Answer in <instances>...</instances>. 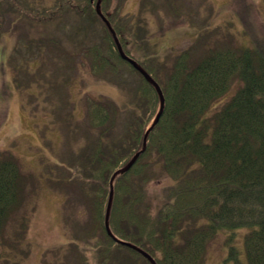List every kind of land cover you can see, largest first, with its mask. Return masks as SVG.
Returning <instances> with one entry per match:
<instances>
[{
	"label": "trees",
	"instance_id": "1",
	"mask_svg": "<svg viewBox=\"0 0 264 264\" xmlns=\"http://www.w3.org/2000/svg\"><path fill=\"white\" fill-rule=\"evenodd\" d=\"M77 1V5H59L60 14L68 7L76 9L81 18H88V35L95 32V17L104 23L100 41L82 51L92 57L93 71L128 90L129 101L122 106L113 99L89 96L87 101L92 99V104H88L86 114L91 119H86L83 126L74 123L70 112L67 132L79 135V130L87 142L85 149L76 158L70 152L68 170H60L61 175L56 177L51 169L46 178L56 188H64L69 180L80 187L94 224L78 226L76 232L79 239L93 240L96 248L93 250L90 244L88 248L94 251L96 262L151 264L140 252L107 234L105 214L111 179L143 146L144 135L158 111L159 93L154 84L121 57L111 30L96 10L97 0ZM111 3L112 0H101L102 11L126 51L130 54L128 42L142 51L145 61L141 63L159 82L165 96L163 111L147 133L145 150L129 170L114 180L109 217L113 231L149 251L158 264H204L208 245L221 230L249 226L244 233L246 256L240 257L232 244L224 264H264V38H253L249 27L244 32L250 36V45H210L209 36L203 33L178 52L171 64L153 63L151 59L146 64L152 52L140 19L135 24L134 16L124 17L116 6L109 10ZM170 6H174L172 0ZM55 11L42 18L37 12H27L29 19L36 22L50 21L52 15L58 14ZM3 21L0 4V31ZM58 38L61 37L32 38L25 46L24 41H19L11 55L15 61L21 58L23 62L30 53H43L47 48L72 57L74 53L66 50L62 39L56 43ZM118 62L137 74L136 83L118 69ZM42 68L37 75L24 73V77H19L30 82ZM162 73L159 78L157 74ZM223 96H227L226 100L213 110ZM55 164L60 168L61 163ZM161 175L172 182L162 187L158 201L153 203L149 185ZM40 181L37 173L23 168L18 151L12 147L0 149V264H20L23 258H10V242L4 231L14 214L31 203V210L21 213L17 221L16 240L19 244L25 240L36 209L33 198L29 200ZM98 226L105 236L104 249L100 251H96L100 242L96 235ZM77 247V264H90L87 247ZM19 254L25 257L27 251L21 249Z\"/></svg>",
	"mask_w": 264,
	"mask_h": 264
},
{
	"label": "rangeland",
	"instance_id": "2",
	"mask_svg": "<svg viewBox=\"0 0 264 264\" xmlns=\"http://www.w3.org/2000/svg\"><path fill=\"white\" fill-rule=\"evenodd\" d=\"M19 1L23 3L15 1L12 5L8 1H0L4 12L0 31V149L12 147L18 151L23 168L37 173L41 181L37 192L29 200L33 198L36 209L21 244L16 240L18 217L25 210L30 211L32 204L22 206L6 225L4 234L6 241L10 242L8 255L11 259L23 257L20 264H77L79 245L87 247L90 264H99L88 248L89 244L96 248L93 240L79 239L80 235L76 232L78 226L94 224L80 187L69 180L64 188H56L50 185L46 176L51 169L56 177L61 175L59 171H66L70 166L66 161L70 152L76 158L85 149L87 142L79 130L76 131L79 135L67 132L66 120L70 118V112L74 123L83 126L86 119H91L85 107L89 96L113 99L123 106L129 101V92L106 75L93 71L90 64L92 57L83 54L82 50L100 41L104 33V23L100 19L95 17L94 30L92 28L95 32L88 35V18H81L76 9L68 7L60 14L59 5L70 6L71 2L77 5V0ZM170 2L112 0L110 5L109 10H115L116 6L124 17L134 16L135 24L140 19L139 24L146 31L149 52H152L147 56L146 64L150 59L153 63L166 61L171 64L178 52L193 44L203 33L209 36L210 45H250V36L244 32L249 27L253 38H264V0H172L173 7ZM14 8L20 9V12ZM54 10L58 14L55 17L52 15L50 21L34 22L27 12L38 13L42 18ZM81 20L85 23L82 24ZM52 36L61 37L55 40L56 43L62 39L66 50L75 55L63 56L58 51L54 53L45 48L43 53H30L23 62L21 58H17L18 61L13 59L11 54L19 41H24L22 46H25L32 38L39 40ZM42 41L45 42L44 39ZM126 48L137 60L145 61L142 51L133 42H128ZM116 65L118 69H123L128 79L135 83L138 81L137 74L130 72L126 64L118 62ZM42 66L40 75L30 82L20 79L19 75H37ZM157 76L162 78L163 73ZM234 89L235 86L229 95ZM226 98H220L213 110ZM91 101L87 104H92ZM73 127L76 129L75 124ZM84 128L86 132L87 128ZM55 163H61L60 168ZM171 182L165 175L151 181L149 194L153 203L158 201L162 187ZM248 229L249 226H241L221 230L209 243L204 264H224L232 244L236 245L239 256L245 257L244 233ZM76 233L78 236H75ZM96 235L100 239L96 251H100L104 249L105 239L100 226ZM21 249L27 251L25 257L18 255Z\"/></svg>",
	"mask_w": 264,
	"mask_h": 264
},
{
	"label": "water",
	"instance_id": "3",
	"mask_svg": "<svg viewBox=\"0 0 264 264\" xmlns=\"http://www.w3.org/2000/svg\"><path fill=\"white\" fill-rule=\"evenodd\" d=\"M100 3H101V0H98L97 1V4H96V8H97V11L98 13L101 15V17L104 19V21L107 23V25L109 26L111 32L113 33L114 35V38H115V41L117 43V47H118V50L121 54V56L128 60L137 70H139L147 80H149L152 84H154V86L156 87L158 93H159V97H160V104H159V111L157 112L155 118L153 119L152 123L150 124V126L148 127L147 129V132L145 133L144 135V139H143V146L141 149H139L133 156L132 158L128 161V163L121 169L117 170L115 172V174L113 175L112 179H111V182L113 181L114 177L121 173L123 170H128L134 163L135 161L137 160V158L139 157V155L141 154V152L144 151V149L146 148V139H147V133L149 131V129L151 128V126L158 120V118L160 117V114L161 112L163 111V107H164V101H165V96H164V93H163V90L160 86V84L158 83V81L153 77V75L139 62L137 61L135 58L131 57L130 55H128L126 53V51L124 50L121 42H120V39L119 37L117 36L114 28L112 27L110 21L108 20V18L106 17V15L101 11V8H100ZM113 194H114V187H113V184H111V190H110V195H109V201H108V205H107V211H106V219H105V224H106V229H107V232L108 234L113 237L115 240L119 241L120 243H123V244H126L130 247H132L133 249L139 251L140 253H142L144 256H146L149 261L152 263V264H158L155 260V258L148 252L146 251L145 249H143L141 246L135 244V243H132L130 241H125V240H121L119 239L112 231L111 227H110V223H109V212H110V208H111V204H112V200H113Z\"/></svg>",
	"mask_w": 264,
	"mask_h": 264
}]
</instances>
